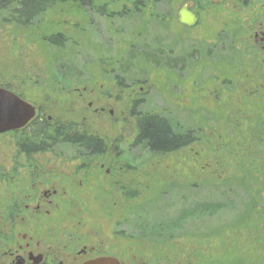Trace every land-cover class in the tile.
I'll list each match as a JSON object with an SVG mask.
<instances>
[{
    "label": "flooded vegetation",
    "instance_id": "obj_1",
    "mask_svg": "<svg viewBox=\"0 0 264 264\" xmlns=\"http://www.w3.org/2000/svg\"><path fill=\"white\" fill-rule=\"evenodd\" d=\"M68 3L83 9L85 29L92 38L89 44L98 46L103 52L96 60L99 62L97 69H94L105 77L148 75V71L138 65L139 62L169 73L185 72L182 66L175 69L176 66L171 68L165 65L167 62L162 60L167 50L162 49L157 38L149 37V29L154 24L165 27V30L169 25L176 28L197 27L200 13L206 7L217 10L233 5L237 8L235 11L242 8L246 24L238 40L232 41L231 38L228 50L239 58L264 60V0L63 2ZM59 5L62 4L47 7L38 19ZM182 15H190L194 23L189 25L182 22ZM42 41L53 49L63 50L70 38L66 33H52L43 37ZM168 58V63L173 60L171 56ZM52 70L55 74L57 70L64 71L69 76L80 72L63 65ZM0 87L12 91L3 85ZM66 91L70 98L73 97L71 103H53L46 99L36 103L21 97L34 108V117L20 129L0 133V141H4L6 149L0 154V264H89L102 258H113L120 264H138L137 240L139 234L142 235L140 231L144 227V230H152L150 221L154 218L158 221L164 219L161 216L148 217L146 209L163 199L142 197L139 203L141 193L134 187L135 183L127 179V175L136 173V168L126 162L138 147L158 156L198 147L199 129L195 128V141L190 146L166 154L155 152L148 141L141 139L139 124L147 115L159 113L140 110L139 104L133 100V107L128 111L133 121L132 132L126 135L119 132V136L112 139L97 129L100 121L105 123L115 114L108 109L110 106L104 96L87 86H70ZM54 105L72 107L58 114L53 112ZM166 113L163 116L169 119L170 112ZM188 131L191 129L185 128L182 134ZM129 136L132 142L128 151L122 144ZM195 156L196 164L203 162L201 153ZM105 194H108L106 202L109 197L115 200V204L123 199L133 202L130 219L126 218L128 210L125 215L122 213L109 236L96 223L98 213L90 212L98 206H89L92 200V203L102 206ZM180 201L184 204L186 199ZM169 205L165 204L164 207L169 209ZM141 218L144 221L148 219V225L141 226L140 222H144L140 221ZM162 234L165 236L166 233L159 232L158 240H161ZM123 238H130L134 247L124 250ZM143 256H147L151 262L156 257L152 251L143 253Z\"/></svg>",
    "mask_w": 264,
    "mask_h": 264
},
{
    "label": "rangeland",
    "instance_id": "obj_2",
    "mask_svg": "<svg viewBox=\"0 0 264 264\" xmlns=\"http://www.w3.org/2000/svg\"><path fill=\"white\" fill-rule=\"evenodd\" d=\"M232 6L217 10L206 7L200 13L199 25L194 28H176L169 25L165 30V27L154 24L151 30L149 29V37L157 38L162 49L167 50V57L164 56L162 60L167 62H164L165 65L171 68L176 66L175 69L182 66L186 69L185 72L182 70L181 73H169L148 63L139 62L138 65L146 69L148 75L111 78L99 75L94 69H97L99 62L96 60L103 52L98 46L89 44L92 38L85 29L86 16L82 12L83 9L70 3L62 4L41 16L33 26L21 27L11 23L0 25V78L14 86L21 85L20 89L25 93L26 99L36 103L45 99L53 103H71L73 97L70 98L66 93L70 86L96 89V92L101 93L108 101V109L113 110L115 114L112 119L105 123L100 121L98 127H94L112 139L120 133L126 135L132 132L133 121L128 111L133 107V100H136L140 110L145 112L162 115L170 112V119L176 120L179 125V133L185 128L193 132L195 128L199 129L198 147L165 156L150 155L145 148L138 147L131 152V158L126 162L128 165L132 163L136 168V173H130L127 179L129 182L133 181L134 187L141 193L138 202L143 200L142 197L163 199L146 209L148 217L161 216L170 220L183 207L184 204L180 200L198 201L203 196L208 198L211 195V188L200 189L204 187V179L208 178L209 182L216 184L215 189L211 190L215 196L219 195V187L223 186L220 180H224L227 173L232 174L234 166L216 169L214 160L209 161L221 157L229 165L228 158L232 157V154L228 143L235 137L234 133H237L234 130L235 124H241L239 129L243 130L244 134L253 105H261L257 99L259 93L255 92L257 88L242 87L243 80L230 74V66L234 61L243 63L241 67L247 70L244 73H249L250 66L246 62L251 61L234 56L230 49L228 50L231 38L232 41L238 40L246 24L243 9L235 11L237 8ZM52 33H66L69 36L70 42L65 49H53L42 41L43 37ZM170 56L173 60L168 63ZM61 65L74 67L80 72L69 76L64 71L57 70L55 74L53 67ZM220 70L226 71L227 74H222ZM256 78L258 79V76ZM228 82L231 84L227 85ZM121 85L124 87L123 91ZM229 89L233 91L227 92ZM252 90L254 94L249 93ZM62 107L65 109L62 110ZM71 107L54 105L53 112L61 114ZM127 138L122 147L129 151L132 137ZM4 149V141H0V154ZM197 151H200L203 159L199 164L195 163V155L199 154ZM224 192L225 188H222L221 193ZM199 193L203 196H198ZM103 197L102 206L92 203L94 200L89 206H98L90 212L98 213L99 220L96 223L103 228L102 232L109 236L122 213L125 215L128 210L126 218L130 219L133 202L123 199L115 204V200L110 197L106 202L108 194ZM218 199L223 201L222 197ZM165 204H170L169 209L164 207ZM102 213L103 216H100ZM140 224L148 225V219ZM128 226L131 228L130 224ZM164 233L167 234L166 231ZM168 233L176 238L164 244L159 243L161 240H157L158 238L150 237L153 231L144 235L149 238L137 240V255L140 258L138 264H152L147 256H143V253L151 251L156 255V258L151 260L162 264L165 257H180L191 243L196 245L200 240L188 239L186 232L169 230ZM190 234L196 235L193 232ZM121 241L126 251L134 247L130 238H123Z\"/></svg>",
    "mask_w": 264,
    "mask_h": 264
},
{
    "label": "trees",
    "instance_id": "obj_3",
    "mask_svg": "<svg viewBox=\"0 0 264 264\" xmlns=\"http://www.w3.org/2000/svg\"><path fill=\"white\" fill-rule=\"evenodd\" d=\"M63 2L64 0H0V25L11 23L21 27L33 26L47 7ZM246 63L250 66L249 73H244L247 70L241 67L243 63L234 61L230 66V74L243 80L242 87H256L255 92L259 93L257 99L261 105H253L244 134L239 129L241 124H235L234 130L237 133H234L235 137L228 143L232 154L228 158L229 165L221 157L209 161L214 160L215 167L219 168L234 166L233 173H227L226 178L220 180L223 186L219 187V195L213 194L216 184L209 182L208 178L204 179L205 188L202 189H213H209L211 195L208 198L203 196L204 199L198 201L187 199L170 220L164 218L158 221L154 218L150 221V231H153L150 237L158 238L159 232H167L165 236H161L162 244L176 238L168 233L169 230L186 232L188 239H200L196 245L191 243L180 257H165L162 264H264V60ZM229 84L231 83L228 82ZM0 85L26 99L25 93L20 89L21 85L14 86L4 78H0ZM235 89L234 87L233 90ZM249 93H253V90ZM145 118L139 124L140 136L150 143V148L155 152H175L195 141L193 131L179 133L177 121H172L170 117L168 119L161 114H149ZM222 188H225L224 193H221ZM218 197H222L223 201ZM140 221L144 219L141 218ZM144 228L140 231V239L149 238L144 236L149 231ZM200 231L203 232L200 234ZM191 232L196 235L191 236ZM152 264H157V260L152 261Z\"/></svg>",
    "mask_w": 264,
    "mask_h": 264
},
{
    "label": "water",
    "instance_id": "obj_4",
    "mask_svg": "<svg viewBox=\"0 0 264 264\" xmlns=\"http://www.w3.org/2000/svg\"><path fill=\"white\" fill-rule=\"evenodd\" d=\"M182 22L194 23L190 15H182ZM35 111L30 104L16 93L0 87V133L24 127L33 117ZM89 264H120L113 258H102Z\"/></svg>",
    "mask_w": 264,
    "mask_h": 264
}]
</instances>
